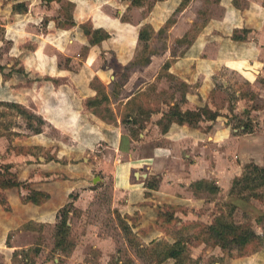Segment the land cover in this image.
I'll return each instance as SVG.
<instances>
[{
	"label": "rangeland",
	"instance_id": "obj_1",
	"mask_svg": "<svg viewBox=\"0 0 264 264\" xmlns=\"http://www.w3.org/2000/svg\"><path fill=\"white\" fill-rule=\"evenodd\" d=\"M80 1L88 0H0V74L4 79L0 98L10 100L0 101V154L15 153V148L21 145L31 148L34 156L38 155L36 147L39 145L28 143L34 133L42 130L43 124L41 118L35 114L36 84L60 85L70 82L65 80L68 79V76H65L67 72L76 71L75 73L79 74L91 72L87 81L90 79L89 84L94 87L96 94L94 97L107 99V96L113 97L119 93L132 68L138 67L140 62H147L148 56L154 53L157 58L152 60L149 66L150 86L145 88L142 80L131 79L130 90L131 93L137 94L136 97L142 104L148 101L147 103L163 107L168 102L167 99L174 97L178 83L173 75L166 72L167 68L162 67L160 57L164 55L160 56V53L164 49H170V53L172 50L180 53L187 49L193 39L199 37L203 45L207 40L206 36H212L214 42H205L204 45H208L210 53L219 50L223 57L230 49L229 42L235 45L246 41L242 32L238 31V28H233L242 18L252 25L258 22V25L263 23L264 26V0H90L92 2L89 4H75L81 3ZM27 7L31 16L24 18ZM102 17L112 20L108 23L111 28L121 23V35H125L129 43L125 47L124 44L119 46L121 52H124L128 68L119 70L114 68V71L111 69L108 72L102 71L100 75L96 71L94 73V69L104 68L109 60L115 59L109 51V45L103 43L109 37V33L101 28L106 25ZM32 19L37 21L33 22ZM77 24L79 25L76 27ZM50 26L63 27V31L65 29L70 34L63 38L66 34L58 29L56 34L57 37L61 36L58 38H63L62 44L40 42V56L35 55L37 56L35 61L30 54L24 52L33 51L34 39L42 40L47 38L48 33H54ZM131 27L137 28L138 38L130 32ZM256 31L258 30H253L247 35L248 41L252 44L256 43L254 40L256 38L251 39ZM261 34L264 36L263 27ZM226 38L229 41H226ZM130 50L133 53H130ZM92 51L93 57L96 56L97 59L91 56ZM132 54H135V62L128 59ZM168 57L174 58L171 55ZM171 61L172 59L164 65H169ZM229 64L230 61L227 62V65ZM233 65L237 63L230 64ZM45 67L49 68L47 73L39 70ZM53 70L62 73L60 75ZM104 72L107 75L103 74ZM215 79L217 88L214 89L216 94L212 95V99L217 106H235L240 110L239 96L244 94L246 99L241 104L246 107L249 115L241 120L230 121L233 135L237 134L236 131L245 135L259 133L260 100L256 99L253 92L252 79H240L235 72L224 67L218 71ZM224 81L228 84L229 91L222 88ZM108 84L113 85L106 89ZM166 85L168 89H159L155 92L157 87L162 88ZM180 86V89L185 87L182 83ZM141 88L145 89L140 90ZM236 91H239V96L236 95ZM41 96L43 97V94ZM162 100L165 101L162 102L163 105ZM12 101L19 104L10 103ZM103 106L91 109L96 113ZM238 110L237 112H240ZM240 122L242 124H238ZM165 125H169L168 122ZM233 140L229 142L232 143ZM251 150L254 156L256 153L259 156L260 148L255 144ZM235 159L236 157L232 158ZM4 162L0 158L1 177L4 179L15 177L9 171L11 166ZM254 166L257 169H254ZM260 168L263 167L250 160L237 170L234 168L236 175L226 191L215 187L213 180L202 179L193 183L190 188L194 198H189L195 200L192 207L202 215L197 223L192 216L188 217L184 206L171 205L172 207L168 208L164 205L157 206L148 213L144 208L147 216L155 212L166 213L168 209L180 214L167 223H163L161 218L156 224V228H165V236L162 235L163 239L158 241H152V244L155 242L153 245L159 242L171 246L178 236L184 240L183 247L179 248L181 249L179 257L165 259L162 263H158L156 257L149 255L145 249L151 244L145 245L138 236L137 239L131 238L129 241V234L121 230L118 224L121 220L114 217L119 214L110 198L109 184L102 186L95 198H81L80 203H76L78 207L69 205L65 241L57 237V227L25 221L21 215V200L7 198L6 190L0 188V212L17 222L15 228L7 231L8 245L18 247L22 244H40L39 250H32V247L22 252L19 249L15 250L10 258L0 251V264H233L234 260L244 257L252 261L254 253L259 249L256 242L244 249L232 245L225 250L218 245L203 242L200 234L212 215L214 217L217 213L224 214L226 219L233 223L249 226L256 233L264 226V172L260 173ZM260 174H263L262 180ZM239 178L241 181L235 182ZM197 182L200 183L196 186ZM13 188L15 192L16 187ZM181 211L185 218L182 217ZM195 234L200 242L194 240ZM58 242H61V245H58ZM138 243L143 244L141 248L143 251H139L134 245Z\"/></svg>",
	"mask_w": 264,
	"mask_h": 264
},
{
	"label": "crops",
	"instance_id": "obj_2",
	"mask_svg": "<svg viewBox=\"0 0 264 264\" xmlns=\"http://www.w3.org/2000/svg\"><path fill=\"white\" fill-rule=\"evenodd\" d=\"M80 2L75 4L84 5L92 1ZM25 12L24 18L31 16L28 7ZM102 18L106 25L101 28L109 33V37L103 43L109 45V51L115 59L109 60L104 68L94 69V73L96 71L100 75L102 71L108 72L110 69L114 71V68L119 70L127 67L128 62L125 61L124 52H121L119 46L124 44L125 47L129 43L125 35H121V23L111 28L108 23L112 20L107 17ZM261 27L264 30L263 23L258 25L257 22L252 25L242 18L233 28H238L246 41L235 45L229 42L230 49L223 57L219 50L210 53L208 45H204L205 42H214L212 36H206L207 40L203 45L199 37L193 39L187 49L180 53L175 50L170 53V49H164L160 53V56L164 55L160 57L162 67L167 68L166 72L178 80L174 97L167 99L168 102L164 105L162 102L165 101H161L165 108L147 103L148 101L142 104L136 97L137 94L131 93L130 90L131 79L142 80L145 88L150 86L149 66L152 60L157 58L154 53L148 56L147 62H140L138 67L132 68L131 73L122 83L119 93L113 97L107 96V99L94 97L96 95L94 87L89 84L90 79L87 81L91 72L83 74L75 73L76 71L67 72L65 76H68V79L65 80L70 82L60 85L36 84L35 114L41 118L43 124L42 130L34 133L28 143L39 145L36 147L38 155L34 156L31 148L21 145L15 148V153L0 154L1 161L11 166L7 165L10 167V173L15 175L12 176L13 180L19 184L14 186L15 192L13 187L3 189L6 190L7 198L21 200V215L25 221L57 227L62 211L66 213L67 227L69 205L78 207L76 203H80L81 198H95L101 187L109 184L110 198L119 214L114 217L121 220L118 221L121 230L129 234V241L132 237L137 239L138 236L145 245L163 239L162 235L165 236V228H156L161 218L163 221L161 214H165V211L146 215L157 206L164 205L167 208L173 205L184 206L188 217L192 216L197 223L202 215L193 208L195 200H191L194 196L190 188L193 183L202 179L213 180L215 187L226 191L236 175L234 171L249 160L264 168V36L263 33L261 34ZM49 28L54 29V33H48L47 38L42 40L34 39L35 48L30 51L32 54L24 52L30 54L35 61H37L36 57L40 56V42L59 45L64 42L61 39L67 38L70 34L65 29L63 31V27ZM58 29L66 34L63 38L57 37ZM253 30H258L254 32V37H251V39L256 38L255 44L248 41L249 36L247 38ZM130 32L138 38L136 27H131ZM49 35L53 37H48ZM226 41L229 40L226 38ZM130 53L133 51L130 50ZM93 55L92 51L91 56ZM134 55L132 54L128 59H133L135 62ZM168 55L174 58H171L169 65H164L171 60ZM93 58L97 59L96 56ZM229 61L230 64L237 63V65H227ZM223 67L235 72L240 79H252L253 92L256 94V99L260 100L259 133L245 135L236 131L235 136L232 133L230 121L241 120L249 115L245 110L246 107L241 104L246 101L244 94L239 96V91L235 92L239 96L240 110L235 106L220 107L214 103L212 95L216 94L214 89L217 88L215 76ZM48 69L45 67L39 70L47 73ZM53 72H58L60 75L62 73L57 70ZM106 72L103 74L107 75ZM0 76V92H2L4 79L1 74ZM181 83L185 85L183 89H180ZM112 85H106V89ZM227 85L226 81L222 82V88L229 91ZM159 89H168V85L157 87V90L155 88V92ZM99 95L101 98L100 93ZM104 96L106 98V94ZM5 100L10 101L5 97L0 98V101ZM101 105H104L101 110L96 113L92 111L91 108ZM105 107L108 108L104 110ZM205 108L211 113H216V118L206 117L202 113ZM186 111L201 112L202 117L193 125L186 121L180 123L172 115V112ZM167 122L169 125H165ZM231 139H234L233 145L229 142ZM254 144L260 148L259 156L258 153L253 155L251 149L254 148ZM234 157L236 159L232 160ZM33 191L47 195V199L40 205H34L30 201L24 202ZM66 204L68 206H65ZM62 208L64 210H61ZM167 211L173 212L172 219L180 215L179 212L170 209ZM183 215L182 212V217L185 218ZM214 217L212 215L207 225L212 223ZM163 223L167 222L163 221ZM16 226V221L0 212V251L10 258L18 249L21 252L29 250L30 247L32 250H39V243L22 244L18 247L8 245L7 231ZM256 234L260 236L256 241L259 249L254 253L253 260L244 257L234 260L233 264H264L263 227L257 230ZM194 240L200 242L196 234ZM175 242H180L181 247L184 245V240L179 236ZM138 246L141 248L143 244L138 243Z\"/></svg>",
	"mask_w": 264,
	"mask_h": 264
},
{
	"label": "trees",
	"instance_id": "obj_3",
	"mask_svg": "<svg viewBox=\"0 0 264 264\" xmlns=\"http://www.w3.org/2000/svg\"><path fill=\"white\" fill-rule=\"evenodd\" d=\"M0 69H1V66H0ZM205 109L206 110H202V113H204L206 117L213 118V119L216 118L217 116L216 113H211L210 111L207 110V108ZM172 115L176 117L177 121H179L180 123H182L183 121H186L189 124H193V125L202 117L201 112H192V111H186L184 113H181V112L173 113L172 112ZM241 122L243 123V121ZM241 122L238 124H242ZM255 168L257 169L256 166H254V169ZM262 172H264V169L260 168V173ZM1 175L2 174L0 173V188L5 189L7 187L9 188V187H14V186L19 185L18 182L13 180L11 177L10 179H4L1 177ZM262 179H263V174H260V180ZM238 181H241L240 178L235 182H238ZM199 183L200 182H197L196 186L197 184L199 185ZM46 197L47 195L41 192L33 191L30 195L27 196V198H25V200H28L34 204H39L45 201L47 199ZM172 215H173V212H169V211L166 212L165 214H161V216L164 218L163 219L164 222L170 221L173 217ZM60 217L61 219L59 221V225H57L56 234L58 238H61L62 241H65L66 213L61 211ZM263 237H264V226H263ZM200 238L203 239V241L208 244L218 245L221 248L228 250L227 248H230L232 245H236L238 248L244 249L246 246H249L253 242L258 241V239H260V236L256 234V232L253 229H250L249 226L245 227L240 224L233 223L232 221L227 220L224 214H219L216 217H214L211 224L204 227L203 232H201L200 234ZM57 244L61 245V242H58ZM153 244H151L150 247L145 248V249L149 252V255L156 257L157 262H162L168 258L176 259L179 257L181 253L180 252L181 249H179L181 247L180 242L179 243L174 242V244L171 246L169 245L167 246L165 243L161 244L159 242L158 243L156 242L155 245ZM141 248L137 244V249L139 251H143L141 250Z\"/></svg>",
	"mask_w": 264,
	"mask_h": 264
}]
</instances>
